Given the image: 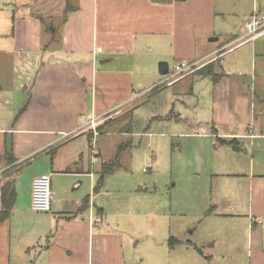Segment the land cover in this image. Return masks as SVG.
I'll return each mask as SVG.
<instances>
[{"label":"crops","instance_id":"obj_1","mask_svg":"<svg viewBox=\"0 0 264 264\" xmlns=\"http://www.w3.org/2000/svg\"><path fill=\"white\" fill-rule=\"evenodd\" d=\"M237 4V0H0L7 22L0 21V92L6 93L9 76L13 83H25L26 90L21 98L14 94L18 113H0V189L9 184L13 192L11 214L0 220V264H126L128 242L114 227L106 199L111 191L104 185L109 179L105 170L113 160L98 150V134L89 122L98 118L97 129L115 127L143 93L140 89L133 93L135 85L158 89V60L173 57L175 65L208 62L204 65L210 66L208 71L203 66L183 79L199 73L212 84L211 119L205 120L212 131L200 128L187 136L216 138L212 145L223 170L240 167L245 140L255 146L256 140L259 144L264 139V106L258 113L255 103L256 85L264 94V46L258 49L264 35L232 49L254 9L263 10L255 4L237 21L226 15ZM220 17L228 27L220 25ZM221 34L230 46L219 43ZM248 45L244 55L238 54L232 63L227 59ZM258 50L259 77L254 63L251 67L247 63L246 73L238 67L244 56L247 61L255 59ZM6 70L12 73L7 75ZM113 93L119 96L109 100ZM9 100L4 95L5 103ZM135 125L122 134H146ZM233 139L238 148L222 143ZM253 159L247 173L222 174L249 180L248 213H238L246 216L244 225L250 228L251 257L256 255V264H264V173L256 170ZM185 160L188 164L190 158ZM42 174L51 175L55 192L49 211L32 208L33 180ZM241 188L240 184L229 191L230 206L239 208ZM137 220L142 230L144 218Z\"/></svg>","mask_w":264,"mask_h":264},{"label":"rangeland","instance_id":"obj_2","mask_svg":"<svg viewBox=\"0 0 264 264\" xmlns=\"http://www.w3.org/2000/svg\"><path fill=\"white\" fill-rule=\"evenodd\" d=\"M237 1L234 12L226 14L227 17L237 21L244 19L255 4L263 8L264 14V0ZM1 10L0 21L5 25ZM219 21L221 26L228 27L229 22L222 23V17ZM220 37L219 43L225 44L224 48L230 46L225 34ZM262 41L258 43L259 50L264 46V39ZM249 46L238 49L227 59L232 63V59L240 53L244 55ZM259 50L255 59L247 61L244 56L241 61L239 58L238 67L243 72L246 73L247 63L250 67L254 63L260 76ZM160 61H168L170 69L174 70L173 57L158 60L157 64ZM5 73L10 75L12 71ZM166 77L159 75L158 79ZM8 78L10 84L6 82V93L0 92V113L12 110L11 114H16L20 108L13 103L14 94L18 92L20 98L25 95V83L21 85L18 80L13 83L12 78ZM126 81L131 83L130 78ZM256 86L255 103L259 113L264 106V94L261 86ZM11 88L16 90L12 92ZM139 89L143 93L129 105L136 107L127 110L123 119L122 116L117 119L115 127H99L96 137L102 156L106 154L108 161L113 160L104 185L106 183L111 191L106 199L114 227L126 235L128 242L126 264H250V261L256 264L259 258L249 253L250 228L244 225L246 216L242 214L243 211L248 213L250 206L246 189L249 180L222 174L234 169L223 170L218 151L212 145L216 138L187 136L200 128L212 131L205 124V120L211 119L214 97L210 81L196 73L173 86L163 84L158 89L143 90L135 85L133 93H138ZM4 95H9V102L5 103ZM118 96L113 93L109 100ZM102 99L103 96H99V102ZM135 123L146 134H122L130 126L136 129ZM256 141L254 146L250 139L245 140L241 148L245 155L234 171L249 172V161L254 157L256 170L264 173V139L259 144ZM203 145L207 146L205 151ZM186 157L190 158L188 164H185ZM240 184L241 203L237 208L228 204L233 199L229 191ZM138 216L144 218L142 230L137 225Z\"/></svg>","mask_w":264,"mask_h":264},{"label":"built area","instance_id":"obj_3","mask_svg":"<svg viewBox=\"0 0 264 264\" xmlns=\"http://www.w3.org/2000/svg\"><path fill=\"white\" fill-rule=\"evenodd\" d=\"M245 33L243 36L232 46L234 47L243 45L249 41L255 40L257 37L264 35V14L261 13L256 7L252 13L251 19L245 24ZM222 55V54H220ZM217 57L213 58L216 59ZM208 62H181L174 66V70L169 71L166 79H163L158 85L173 86L175 83L192 74L194 71L202 68ZM90 126L97 134V127L100 124L98 118L90 119ZM93 152L98 153L95 148V139L93 142ZM55 197V192L52 187L51 175L42 174L34 178L32 189V208L35 211H49L51 210L52 202ZM4 210V198L0 190V213Z\"/></svg>","mask_w":264,"mask_h":264},{"label":"trees","instance_id":"obj_4","mask_svg":"<svg viewBox=\"0 0 264 264\" xmlns=\"http://www.w3.org/2000/svg\"><path fill=\"white\" fill-rule=\"evenodd\" d=\"M204 67H206L205 70H207V71L210 68L209 65L208 66H204ZM203 68H201V69H203ZM213 77H214V79L218 78L216 75H214ZM235 141H236V139H233L231 141L222 140V143L231 144L232 146L238 148L239 147V143L235 142ZM109 167L111 168V165L108 166V169L105 170V172H108ZM0 190H1V192L3 194V198H4V210L0 213V220H3V219L8 218L10 216V214H11V210H12V207H13L12 206V204H13V192H10L9 184H7V186L5 188L0 189Z\"/></svg>","mask_w":264,"mask_h":264},{"label":"water","instance_id":"obj_5","mask_svg":"<svg viewBox=\"0 0 264 264\" xmlns=\"http://www.w3.org/2000/svg\"><path fill=\"white\" fill-rule=\"evenodd\" d=\"M211 40H217V37L211 38ZM170 65L168 61H160L159 62V72L161 75H166L169 73Z\"/></svg>","mask_w":264,"mask_h":264}]
</instances>
